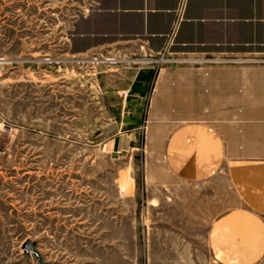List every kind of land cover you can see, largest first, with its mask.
Wrapping results in <instances>:
<instances>
[{
	"label": "rangeland",
	"instance_id": "rangeland-1",
	"mask_svg": "<svg viewBox=\"0 0 264 264\" xmlns=\"http://www.w3.org/2000/svg\"><path fill=\"white\" fill-rule=\"evenodd\" d=\"M94 1L0 0V264H221L206 238L220 178L178 179L164 143L181 120L158 114L152 88L126 119L137 100L106 75L264 65V54H127L142 59L96 75L74 59L97 50L77 51L73 38Z\"/></svg>",
	"mask_w": 264,
	"mask_h": 264
},
{
	"label": "crops",
	"instance_id": "crops-1",
	"mask_svg": "<svg viewBox=\"0 0 264 264\" xmlns=\"http://www.w3.org/2000/svg\"><path fill=\"white\" fill-rule=\"evenodd\" d=\"M73 38L77 51L264 54V0H95ZM156 67L106 75L113 92L137 100L122 116L153 89L158 114L181 120L164 143L172 173L187 182L226 179L215 187L223 200L207 231L212 255L221 264H264V65L173 62L158 77Z\"/></svg>",
	"mask_w": 264,
	"mask_h": 264
},
{
	"label": "built area",
	"instance_id": "built-area-1",
	"mask_svg": "<svg viewBox=\"0 0 264 264\" xmlns=\"http://www.w3.org/2000/svg\"><path fill=\"white\" fill-rule=\"evenodd\" d=\"M46 59L50 60L49 57ZM141 59L139 57H129L127 53H124L119 49H100L87 55L77 57V59H74V61L80 67H85L97 75L100 70H111L114 68V66H118L121 63H138L141 61ZM159 60H168V58H148L149 62Z\"/></svg>",
	"mask_w": 264,
	"mask_h": 264
}]
</instances>
